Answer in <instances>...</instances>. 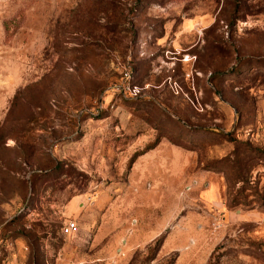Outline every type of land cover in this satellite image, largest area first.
<instances>
[{
    "label": "rangeland",
    "instance_id": "1",
    "mask_svg": "<svg viewBox=\"0 0 264 264\" xmlns=\"http://www.w3.org/2000/svg\"><path fill=\"white\" fill-rule=\"evenodd\" d=\"M0 264H264V0H0Z\"/></svg>",
    "mask_w": 264,
    "mask_h": 264
},
{
    "label": "built area",
    "instance_id": "2",
    "mask_svg": "<svg viewBox=\"0 0 264 264\" xmlns=\"http://www.w3.org/2000/svg\"><path fill=\"white\" fill-rule=\"evenodd\" d=\"M76 228L75 222L68 220L62 229L64 235L70 234Z\"/></svg>",
    "mask_w": 264,
    "mask_h": 264
},
{
    "label": "trees",
    "instance_id": "3",
    "mask_svg": "<svg viewBox=\"0 0 264 264\" xmlns=\"http://www.w3.org/2000/svg\"><path fill=\"white\" fill-rule=\"evenodd\" d=\"M157 142H158V140L155 141L154 144H153L152 146H149L147 149H150L151 147H153L154 145H156ZM158 242H159V241H158ZM158 242H157V243L155 244V246H154V249H156V251L158 250V246H159Z\"/></svg>",
    "mask_w": 264,
    "mask_h": 264
}]
</instances>
